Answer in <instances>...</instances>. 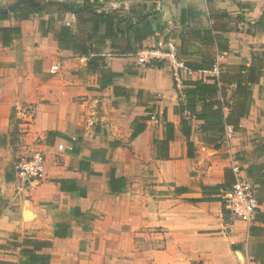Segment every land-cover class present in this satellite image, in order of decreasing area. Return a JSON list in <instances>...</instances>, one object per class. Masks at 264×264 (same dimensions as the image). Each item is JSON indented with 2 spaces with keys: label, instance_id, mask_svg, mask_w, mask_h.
I'll use <instances>...</instances> for the list:
<instances>
[{
  "label": "crops",
  "instance_id": "1",
  "mask_svg": "<svg viewBox=\"0 0 264 264\" xmlns=\"http://www.w3.org/2000/svg\"><path fill=\"white\" fill-rule=\"evenodd\" d=\"M26 1L0 0V11L10 14L0 28H19L7 45L0 39V136L5 139L0 155L9 153L13 111L19 130L26 125L30 130L21 135L24 148L29 154L40 151L45 166L31 183L10 172L0 176V261L19 264L23 249L48 242L35 250L50 255L48 264H117L120 254L128 253L151 261L170 246L199 264H264V222L226 218L222 202L211 200L204 188L224 182L230 170L234 180L237 171L258 192L245 168L264 159L255 155L264 139V71L250 85V104L236 127L215 130L227 117V106L221 122L189 117L181 108L185 80L213 81L211 67L188 70L187 60L219 55L227 78L239 65L259 64L264 70V23H258L264 0H86L98 12L151 13L152 34L142 45L178 47L183 39L176 70L168 64L138 65L109 40H93L95 55L118 74L113 78L89 70L86 56L61 48L56 40L62 25L75 34L90 28L83 16L62 6L83 0H55L56 18L44 14V7L27 19L15 18L13 12ZM189 29H212L214 39L203 44L189 37ZM53 65L57 69L50 72ZM223 87L225 96H218L231 103L235 83ZM30 104L27 121L22 116ZM182 119L188 124L183 126ZM134 126L143 129L130 138ZM188 127L193 157L186 155ZM60 143L63 151L57 150ZM111 177L116 185L123 179L120 191L111 190ZM258 206L264 213V200ZM251 225L261 228L258 234L249 233ZM146 237L148 249L133 251ZM158 237L166 248L154 244ZM250 240L254 247L248 246ZM124 242L126 249L120 250Z\"/></svg>",
  "mask_w": 264,
  "mask_h": 264
},
{
  "label": "trees",
  "instance_id": "2",
  "mask_svg": "<svg viewBox=\"0 0 264 264\" xmlns=\"http://www.w3.org/2000/svg\"><path fill=\"white\" fill-rule=\"evenodd\" d=\"M63 9L66 11L73 12L77 16L82 17L83 24H89L90 28L81 30L82 33L75 34L72 32L69 26L62 25L60 30L56 34V40L58 45L64 49H71L81 55L87 57L86 66L89 70L95 71L97 69L103 75L109 78L118 76L116 73L105 68V63L102 61V57L95 55V50L92 47L91 42L97 39V42H104L105 40L110 41V47L119 49L120 55H135L142 48V41L149 35L152 34L151 25L149 22V16L151 13L141 11L134 12L129 11L126 14H119L117 11H102L98 12L91 7L88 1L83 0L82 2H65L62 3ZM42 5L38 0H27L25 4L19 6L13 15L15 18L20 20L27 19L30 15L41 12ZM87 15V16H85ZM10 14L7 12L0 11V20L9 18ZM258 23H264V15H262ZM19 33L18 27H1L0 28V39L3 45H7L13 38V36ZM188 35L192 39L199 40L203 44H209L213 41L212 29H189ZM123 41V42H122ZM178 58L183 52V39L180 46L176 47ZM93 52V54H91ZM213 59L203 60L202 62L185 61L184 65L188 70L199 71L205 70L211 67ZM153 66H161V63H152ZM235 72L232 75L221 73L218 77H211L212 82H205L203 80H185L183 84L186 86L183 90L185 96V103L182 105V109L186 110L189 117L196 119H204L212 121V117L217 122H221V109L223 106L229 108V113L224 121L215 130L221 132L224 129V125H231L236 127L239 119L247 113L250 98H249V87L254 83H258L259 79L263 75V67L259 64L239 65L235 68ZM110 81V80H109ZM224 82H234L235 89L233 90L232 102L228 103L219 98L225 96ZM201 104V110L196 111V105ZM212 111L214 115L212 116ZM181 123L183 126L188 124L186 119H182ZM168 127L171 124L168 123ZM204 129V126H201ZM142 127H133V131L130 138H134L139 132L142 131ZM190 128L184 130L183 133L186 138V147L188 157L194 155V144L189 140ZM172 138L171 128L168 140ZM255 155L260 158L264 157V139L263 142L256 148ZM245 173L252 183L258 186V192L255 191V197L258 204L264 200V159L260 162H250L246 168ZM120 181L119 185L114 183L113 177L110 178V188L112 191H120L124 185L123 179L118 178ZM234 182V175L232 171H225L224 182L205 186L207 194L211 196V200H217L222 202V212L227 218L228 214L231 213L223 199L221 197H214L212 194H218L220 190L229 189ZM209 198V199H210ZM254 221L264 222V213L256 210ZM261 230L260 227L251 225L249 227V233L256 235ZM57 237H64L66 233H55ZM50 243L42 242L39 246H34L33 249H23L22 259L19 264H48L50 255L46 253H36L35 250H40L42 246H49ZM0 264L3 262L0 261Z\"/></svg>",
  "mask_w": 264,
  "mask_h": 264
},
{
  "label": "rangeland",
  "instance_id": "3",
  "mask_svg": "<svg viewBox=\"0 0 264 264\" xmlns=\"http://www.w3.org/2000/svg\"><path fill=\"white\" fill-rule=\"evenodd\" d=\"M15 0H11V2H14ZM40 3H42V8L43 10H45L46 13L44 14H48L49 16L56 18V14L59 12L57 11V7L54 4L55 0H39ZM57 16H59L57 14ZM54 23L56 24V19L53 20ZM167 42V41H166ZM167 43H160L157 45H152L149 43H144L141 49H165L167 47ZM139 54L138 52L133 55V61L134 63L139 64L138 62V58H139ZM166 63L161 62V65H165ZM145 66H153L152 63L150 64H146ZM28 106V105H26ZM30 106V107H29ZM28 107H26V110H24V114L22 117H25L26 120L29 119V115L26 111H29L30 109L34 108V106H32V104H30ZM14 112H16V110H14ZM10 118H12L11 122L12 125L10 126V130H8V136H9V146H8V150L9 153L6 155L1 154L0 155V176H4L7 173H11L13 174V176H17V178L20 179L19 177V163L23 160L28 158L31 154V152L27 153L26 148H24L26 145V141L21 139V135L26 134V132L30 131L28 128V126H23V129H27V130H19V125L17 122H19V120L16 118V113H13L10 116ZM16 118V119H14ZM16 120V121H15ZM28 121V120H27ZM26 121V122H27ZM4 137V136H3ZM2 136H0V147L4 146V141L5 139ZM3 199L0 201V206L3 205L4 202ZM2 203V204H1ZM1 208V207H0ZM2 210V208L0 209ZM228 218L229 219H238L236 218L233 214L229 213L228 214ZM255 241L254 240H250L248 243V246L250 247H254ZM154 244L161 249L166 248V243L164 242V239L162 237H158L157 240H155ZM124 246V247H123ZM128 247V246H127ZM124 248L126 249V242L121 243V247L120 250H124ZM136 249L141 250V253L145 252L148 249V239L146 237V239L142 238V241L140 243H137L133 249V251L136 252ZM128 253V252H127ZM137 255V254H136ZM120 261L117 264H125V262H127L128 260H131V264H199L200 260L196 257L193 258H183L180 255L179 249L176 246H170L169 250H165V252H161V255L158 254L156 257H152L151 261H149V256L146 255L144 257V254H142V256L133 259L131 254H125V255H121L120 254ZM122 259L124 261H122ZM149 261V262H148Z\"/></svg>",
  "mask_w": 264,
  "mask_h": 264
},
{
  "label": "built area",
  "instance_id": "4",
  "mask_svg": "<svg viewBox=\"0 0 264 264\" xmlns=\"http://www.w3.org/2000/svg\"><path fill=\"white\" fill-rule=\"evenodd\" d=\"M138 54L140 55L138 62L141 65L163 62L174 70L178 67L179 60L177 49L171 42L168 43L165 49H140ZM56 69L57 66L53 65L50 68V72H54ZM220 71L221 65L219 62V55H216L211 65L213 77H218ZM188 72L191 73V71ZM64 148L62 143L57 145L58 151H63ZM44 166V155L40 151H36L19 163V177L21 180L31 183L42 175ZM222 199L231 214L244 221H251L259 207L251 182L238 174L237 171H235V180L232 186L222 191Z\"/></svg>",
  "mask_w": 264,
  "mask_h": 264
},
{
  "label": "water",
  "instance_id": "5",
  "mask_svg": "<svg viewBox=\"0 0 264 264\" xmlns=\"http://www.w3.org/2000/svg\"><path fill=\"white\" fill-rule=\"evenodd\" d=\"M25 216V215H24Z\"/></svg>",
  "mask_w": 264,
  "mask_h": 264
}]
</instances>
